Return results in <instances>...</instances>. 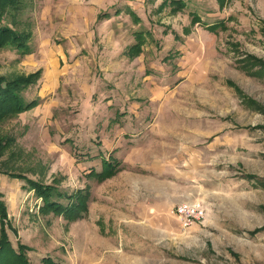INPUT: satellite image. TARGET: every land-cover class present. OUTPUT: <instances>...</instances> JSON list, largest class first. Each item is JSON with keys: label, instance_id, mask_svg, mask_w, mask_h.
<instances>
[{"label": "rangeland", "instance_id": "obj_1", "mask_svg": "<svg viewBox=\"0 0 264 264\" xmlns=\"http://www.w3.org/2000/svg\"><path fill=\"white\" fill-rule=\"evenodd\" d=\"M20 1L30 52L0 50V78L40 79L22 91L39 103L0 124L12 249L29 264H264V0ZM103 160L113 174L89 177ZM160 191L171 208L147 212ZM80 192L86 210L58 214ZM182 203L204 217L183 228Z\"/></svg>", "mask_w": 264, "mask_h": 264}, {"label": "trees", "instance_id": "obj_2", "mask_svg": "<svg viewBox=\"0 0 264 264\" xmlns=\"http://www.w3.org/2000/svg\"><path fill=\"white\" fill-rule=\"evenodd\" d=\"M23 13L24 10L20 0H0V50L9 49L15 51L20 56H25L30 52L29 40L31 38V33L25 30H18L20 28L19 24ZM102 17H106V15ZM136 20L140 19L137 18ZM39 79V71L28 76H21L15 79L0 78V124L32 109L39 103L37 98L28 100L22 95V91L27 89V87L31 84L36 83ZM113 168L114 167L109 160H103L101 171H91L88 176H93L99 180L103 178L105 179L113 174ZM50 190L54 191L51 187V189H42L37 193L44 201L48 200L47 196H49ZM56 194L59 197L62 196V194L57 191ZM77 194H79V196L74 195L65 197L68 201L66 204H60L57 207V211L59 212L58 214L73 218L74 216H80L79 213L86 210V195L82 192ZM76 196L77 198H75ZM71 197H74L76 202L75 199H72ZM51 206L52 203H49L48 207L51 208ZM3 209V204L0 201V211L3 213H0L1 217H4L5 214ZM6 228L7 227L3 225L0 230V264H3L5 259H9L8 264H29L24 254L25 249H23V245H19L20 250L18 252L12 249L7 237Z\"/></svg>", "mask_w": 264, "mask_h": 264}, {"label": "built area", "instance_id": "obj_3", "mask_svg": "<svg viewBox=\"0 0 264 264\" xmlns=\"http://www.w3.org/2000/svg\"><path fill=\"white\" fill-rule=\"evenodd\" d=\"M175 215L178 217L181 226L188 228L204 217L205 210L198 203H182L176 207Z\"/></svg>", "mask_w": 264, "mask_h": 264}, {"label": "crops", "instance_id": "obj_4", "mask_svg": "<svg viewBox=\"0 0 264 264\" xmlns=\"http://www.w3.org/2000/svg\"><path fill=\"white\" fill-rule=\"evenodd\" d=\"M143 156L145 158H147V156H149V153L147 151H145V154ZM162 165H165V164L159 163V171L156 172V173L159 174V179L160 180L167 179V180L170 181L169 183L171 184V175H169L167 177L162 175L163 172H165V168L162 167ZM152 173H155V172L152 171ZM170 188H171V186H170ZM168 205H171V196H166L165 193H162L160 191L158 194L155 193V195L153 196V204L150 206V208L149 209L145 208V209H146L147 212L159 213L160 211L164 210L165 207H167ZM168 207L171 208V206H168ZM172 209H173V214L175 215L174 208H172ZM150 210H152V211H150Z\"/></svg>", "mask_w": 264, "mask_h": 264}]
</instances>
